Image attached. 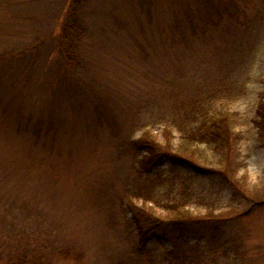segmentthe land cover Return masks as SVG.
I'll list each match as a JSON object with an SVG mask.
<instances>
[{"label": "rangeland", "instance_id": "obj_1", "mask_svg": "<svg viewBox=\"0 0 264 264\" xmlns=\"http://www.w3.org/2000/svg\"><path fill=\"white\" fill-rule=\"evenodd\" d=\"M71 2L0 0V264H264V0H82L73 42ZM192 97L234 113L227 163L140 174L129 141L175 146ZM179 198L139 248L127 202Z\"/></svg>", "mask_w": 264, "mask_h": 264}, {"label": "trees", "instance_id": "obj_2", "mask_svg": "<svg viewBox=\"0 0 264 264\" xmlns=\"http://www.w3.org/2000/svg\"><path fill=\"white\" fill-rule=\"evenodd\" d=\"M82 0H72L67 10L66 19L63 23L61 37L64 40L73 42L76 39L74 33L77 32L79 25L78 9ZM62 49V48H61ZM65 51V50H64ZM63 52V49H62ZM67 54V52H63ZM65 56V55H64ZM66 60L71 63V55L68 53ZM264 101V97L262 98ZM259 103L257 109V124L264 125V105ZM179 114L172 121L179 131V140L175 146L171 145V140L161 144L151 134L144 132L136 139L129 141L130 147L138 158L139 167L137 171L144 175L150 174L164 164L173 165L180 168L193 170H211L215 163H227L230 153L236 145L239 135L235 131L236 119L234 113L223 108L212 105L209 98L203 100L193 97L186 103L178 107ZM209 148L213 151V159L205 151ZM146 200H151L155 196L154 191H147ZM131 218L134 219V226L139 248L146 247L148 233L152 234L155 227L171 224L182 229H187L188 222H193V218L188 215L189 210L184 205V201L179 198L169 204L166 217L151 213L143 208L136 207L131 201L127 202ZM135 210L141 212V216H135ZM187 221V222H186ZM152 231V232H151ZM189 232L188 230H186ZM6 264H44L41 257L28 259L25 252H20L17 259H11ZM183 264V263H182ZM186 264V262H184ZM190 264V263H189Z\"/></svg>", "mask_w": 264, "mask_h": 264}]
</instances>
